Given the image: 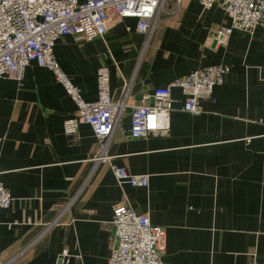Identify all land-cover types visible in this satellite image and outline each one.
<instances>
[{"label":"crops","instance_id":"1","mask_svg":"<svg viewBox=\"0 0 264 264\" xmlns=\"http://www.w3.org/2000/svg\"><path fill=\"white\" fill-rule=\"evenodd\" d=\"M166 5L150 37L127 18L103 38L67 35L55 47L90 103L102 65L113 101L131 82L130 106L193 71L228 66L200 115L182 112L172 91L180 102L166 137L133 139L123 123L109 159L96 162L101 146L89 125L77 145L67 142L76 106L51 71L32 63L21 84L0 79V181L14 198L0 211V264H58L64 251L70 264H108L122 202L165 230L167 264H264V28L235 30L222 46L216 33L231 20L219 6L183 0L172 15L174 0ZM112 165L148 175L149 187L119 186Z\"/></svg>","mask_w":264,"mask_h":264},{"label":"built area","instance_id":"2","mask_svg":"<svg viewBox=\"0 0 264 264\" xmlns=\"http://www.w3.org/2000/svg\"><path fill=\"white\" fill-rule=\"evenodd\" d=\"M205 9L219 6L230 18L231 26L217 31V43L224 46L235 31L252 34L264 28V0H198ZM176 10L183 0H174ZM167 0H0V79L22 83L26 69L35 63L52 72L68 97L74 102V115L64 122L69 145L80 142L79 127L89 125L101 146L96 162L109 159L108 149L116 129L130 118L129 135L133 139L160 138L170 133V117L180 102L173 97L177 89L183 97L181 111L191 115L203 113L202 101L214 103V90L225 82L230 68L225 65L196 70L165 87L156 88L135 106L128 103L131 82L123 97L115 102L111 95L109 67L97 70V100L83 99L81 90L62 70L55 57L57 42L64 36H79L86 41L103 38L114 26L127 18L138 21L137 30L150 37L166 12ZM111 57V53L105 55ZM119 186L148 188V175H132L112 165ZM14 201L0 181V211ZM112 224L116 245L108 264H167L162 259L165 230L154 226L145 215L137 214L127 202L113 208ZM58 264H70L64 251ZM249 264H260L256 257Z\"/></svg>","mask_w":264,"mask_h":264},{"label":"water","instance_id":"3","mask_svg":"<svg viewBox=\"0 0 264 264\" xmlns=\"http://www.w3.org/2000/svg\"><path fill=\"white\" fill-rule=\"evenodd\" d=\"M123 123H126L127 124V130L129 131L130 130V118H125L123 120Z\"/></svg>","mask_w":264,"mask_h":264}]
</instances>
